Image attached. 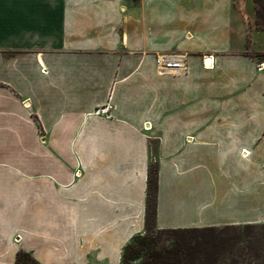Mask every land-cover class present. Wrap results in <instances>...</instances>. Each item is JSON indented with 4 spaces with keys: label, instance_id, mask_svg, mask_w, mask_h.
I'll list each match as a JSON object with an SVG mask.
<instances>
[{
    "label": "crops",
    "instance_id": "0c3cea01",
    "mask_svg": "<svg viewBox=\"0 0 264 264\" xmlns=\"http://www.w3.org/2000/svg\"><path fill=\"white\" fill-rule=\"evenodd\" d=\"M261 64L251 0H0V264H123L151 162L159 230L264 223Z\"/></svg>",
    "mask_w": 264,
    "mask_h": 264
},
{
    "label": "trees",
    "instance_id": "16d2710c",
    "mask_svg": "<svg viewBox=\"0 0 264 264\" xmlns=\"http://www.w3.org/2000/svg\"><path fill=\"white\" fill-rule=\"evenodd\" d=\"M257 27L264 31V0L257 1L256 7ZM158 170L156 169L155 179H152V172L149 173L148 188V213L147 221L152 220L153 228L147 225L146 234L137 236L126 247L123 264H221L225 263V256L222 252L213 250L211 255L199 256L200 248L216 239V228L204 229H180V230H159L155 226L156 193ZM231 227V226H230ZM233 227V226H232ZM163 235L168 239V246L159 247ZM197 236L193 244L188 241L189 237ZM212 239V240H211ZM202 242V243H201ZM204 244V245H203ZM18 264H39L30 254L20 253Z\"/></svg>",
    "mask_w": 264,
    "mask_h": 264
},
{
    "label": "rangeland",
    "instance_id": "374dc122",
    "mask_svg": "<svg viewBox=\"0 0 264 264\" xmlns=\"http://www.w3.org/2000/svg\"><path fill=\"white\" fill-rule=\"evenodd\" d=\"M257 1L258 0H251L255 6V10ZM156 148V143H152L154 156L157 153ZM245 152H248V154H244V157H251L252 152L243 151V153ZM258 154L260 155L259 159L263 160L264 151H260ZM42 162H47V152L46 155H42ZM150 169L152 172V179L154 180L156 169L158 170L157 162H151ZM252 193L256 194V191ZM152 224V220L149 219L147 225L153 228ZM216 229V240L210 242V244H203L204 246L200 248L202 250L198 252L199 256L211 255L213 250H215L222 252V254H224L223 256H225V263L222 262L221 264H264V223L233 227L224 226ZM169 238L171 237L163 235L162 240L159 242V247L168 246ZM196 239L197 236L193 235L188 238V241L190 244H193Z\"/></svg>",
    "mask_w": 264,
    "mask_h": 264
},
{
    "label": "built area",
    "instance_id": "2783aa9c",
    "mask_svg": "<svg viewBox=\"0 0 264 264\" xmlns=\"http://www.w3.org/2000/svg\"><path fill=\"white\" fill-rule=\"evenodd\" d=\"M157 71L160 75L182 76L188 72V57L183 54L161 53L155 56ZM205 68L209 66L205 63ZM264 64L260 65V69ZM112 105L109 103L103 108L98 109L95 114L111 117Z\"/></svg>",
    "mask_w": 264,
    "mask_h": 264
},
{
    "label": "water",
    "instance_id": "95a60500",
    "mask_svg": "<svg viewBox=\"0 0 264 264\" xmlns=\"http://www.w3.org/2000/svg\"><path fill=\"white\" fill-rule=\"evenodd\" d=\"M210 62V59L208 60V63Z\"/></svg>",
    "mask_w": 264,
    "mask_h": 264
},
{
    "label": "bare ground",
    "instance_id": "6f19581e",
    "mask_svg": "<svg viewBox=\"0 0 264 264\" xmlns=\"http://www.w3.org/2000/svg\"><path fill=\"white\" fill-rule=\"evenodd\" d=\"M208 64L210 65V62Z\"/></svg>",
    "mask_w": 264,
    "mask_h": 264
}]
</instances>
